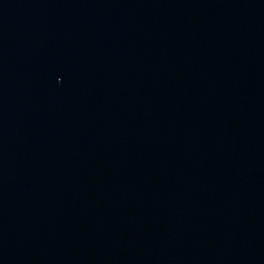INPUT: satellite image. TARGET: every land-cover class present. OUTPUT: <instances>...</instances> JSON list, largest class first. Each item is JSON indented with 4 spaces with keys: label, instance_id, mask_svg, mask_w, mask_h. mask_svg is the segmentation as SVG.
Listing matches in <instances>:
<instances>
[{
    "label": "water",
    "instance_id": "obj_1",
    "mask_svg": "<svg viewBox=\"0 0 264 264\" xmlns=\"http://www.w3.org/2000/svg\"><path fill=\"white\" fill-rule=\"evenodd\" d=\"M172 0H0V264H98Z\"/></svg>",
    "mask_w": 264,
    "mask_h": 264
}]
</instances>
